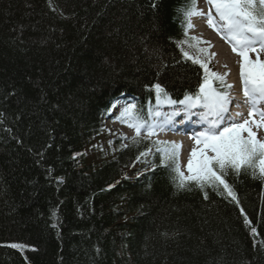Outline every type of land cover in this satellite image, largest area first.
<instances>
[{"label":"trees","instance_id":"obj_1","mask_svg":"<svg viewBox=\"0 0 264 264\" xmlns=\"http://www.w3.org/2000/svg\"><path fill=\"white\" fill-rule=\"evenodd\" d=\"M155 3L0 0V264H264V178L225 177L237 206L177 190L141 138L84 153L120 94L146 117L152 85L178 98L202 81L176 46L186 0Z\"/></svg>","mask_w":264,"mask_h":264},{"label":"snow or ice","instance_id":"obj_2","mask_svg":"<svg viewBox=\"0 0 264 264\" xmlns=\"http://www.w3.org/2000/svg\"><path fill=\"white\" fill-rule=\"evenodd\" d=\"M206 3L210 9L215 10L214 15L211 10L208 13L197 10L195 0H186L178 9L176 17H184L181 24L185 36V39L176 43L177 48L184 60L198 64L204 70L197 90L194 93L186 92L182 100L175 101L159 83L151 86L158 106L179 104L182 106L181 111L186 114L192 109L204 110L201 116L206 126L193 136L195 146L191 148L186 165L188 174L185 175L179 163L181 145L160 140L153 143L160 157V165L169 170L170 182L177 190H191L189 186L194 184L204 192V198L208 199V193L204 190L210 187L217 195L230 197L231 201H235L239 206L236 193L225 177L230 173L239 176L242 172L250 171L253 178H264V140L258 139L256 133L248 126L250 120L236 123L227 116L228 106L232 103L229 93L214 86L219 82L220 88L230 89L232 85L224 83L227 73L221 75L210 71L207 63L198 56L191 55L184 45L196 47L192 41L203 43L196 37H188L187 29L193 26L191 16H206L208 27L229 43L232 51L240 57L239 73L245 103L249 106L248 116L251 118L254 114L259 115V122L252 120L251 123L258 128H264V111H258V105L264 103V61L259 59V52L264 51V0H206ZM152 6H158L155 0ZM197 52L207 53V49L197 48ZM253 52L257 53L255 61L249 58V53ZM211 55L215 56V53ZM113 107L120 109L116 118L134 129L137 137L142 130L147 131L148 137L155 134L154 129L158 125L145 118L142 108L133 103L124 106L114 104ZM177 114L173 113L168 119ZM156 115L159 116V113ZM147 154L148 152H141L136 157L137 161ZM249 223L245 217V224ZM252 233H256V228H252ZM8 246L21 251L25 247L19 243H11Z\"/></svg>","mask_w":264,"mask_h":264},{"label":"rangeland","instance_id":"obj_3","mask_svg":"<svg viewBox=\"0 0 264 264\" xmlns=\"http://www.w3.org/2000/svg\"><path fill=\"white\" fill-rule=\"evenodd\" d=\"M198 4H199V8H201L202 10V6L207 3H206V0H198ZM208 9L209 7L206 6V10H203V13H207ZM196 18L197 19L202 18L205 22H207L206 17L204 16H193L191 18L192 23H194V20ZM197 30L196 28L195 29L191 28L189 31V34L192 37H196L197 40H201L203 43L197 44L196 41H193L192 43L195 44L196 47H189L187 44H185L184 45L185 49L191 55L198 56L199 58L204 60V62H206L208 66L210 65V67L216 73H220L221 75H223L224 73H227V75L225 76L227 78V82L228 81L232 82V87L229 89L230 93H232L233 95H236L235 90H238V91L240 90L241 95H243V88H242V83L240 80V73H239L240 57L236 53L230 52V57H231L232 65L234 64V69L233 67L232 68L229 67L228 64L219 65L218 62L216 61V55L215 56L211 55L212 53H214L212 51V48H213L212 43L207 41L205 39L206 36L198 33ZM224 45L227 46L229 50L230 48L232 49L229 43L224 42ZM197 48H206L207 53H199L197 52ZM263 56H264V51L259 52V57H263ZM249 58L251 60H253V58H257V53H254V52L249 53ZM235 101L237 100H233L232 103H230L229 105L231 106L232 104H235ZM233 109H236L238 112L244 113V112L249 111V106L245 107V103L243 101H238L233 107ZM203 111L204 110L201 109V112ZM258 111H264V103H260L258 105ZM236 117L242 118L240 122L237 121L236 123H243L244 120H250V124L248 126L252 129V131L256 133L258 139L264 140V128H258L255 124L251 123L252 120L259 122L260 120L259 115L254 114L251 118L248 116V114L241 115V116L236 115ZM199 131H202V130L200 129L195 130L194 135L198 133ZM144 132L145 131L142 130L140 135H142V133ZM154 132H155V134L153 135L154 139H159L162 141H173L176 144L181 145V148L179 149V163H180L181 170L184 171L185 175H187L188 173H187L186 165H187L188 158L191 152V148L195 146V141L193 139L194 135H192L191 139H187L185 138V135L173 134L172 131L164 130L163 132H161L160 130H157L155 128ZM134 134H136L134 129L129 128L126 124L119 125V124L107 122L106 130L103 136L100 138L97 137L93 139L92 142L89 145H87L86 148L84 149V153L88 154L90 159L94 158V155L92 154V152L95 153V155H99V153L104 152V149L109 154H111L118 148V146L115 143L121 142L122 140L121 143L123 144V142L127 138L131 137ZM244 135H247V133H244ZM116 138H120V139H118V141L115 142ZM187 144H189L190 146L188 149H186ZM105 156H108V155L105 154Z\"/></svg>","mask_w":264,"mask_h":264},{"label":"bare ground","instance_id":"obj_4","mask_svg":"<svg viewBox=\"0 0 264 264\" xmlns=\"http://www.w3.org/2000/svg\"><path fill=\"white\" fill-rule=\"evenodd\" d=\"M206 38H208L212 43H213V48H212V51L216 53L217 55V58L219 60V64H228L229 67H233L234 68V65H232V61H231V58L229 57L228 55V50L223 48L222 47V43H220L219 40H216L215 38L213 37H209L207 36ZM143 90V89H142ZM129 95L131 96H137V97H141L140 95H138V93H128ZM25 250V247L23 248L22 252H24Z\"/></svg>","mask_w":264,"mask_h":264}]
</instances>
